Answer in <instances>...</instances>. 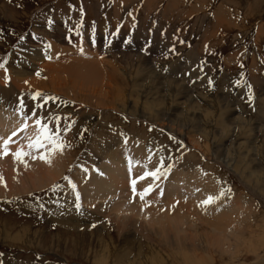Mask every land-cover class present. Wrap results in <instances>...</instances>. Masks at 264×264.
Wrapping results in <instances>:
<instances>
[{
  "label": "rangeland",
  "instance_id": "rangeland-1",
  "mask_svg": "<svg viewBox=\"0 0 264 264\" xmlns=\"http://www.w3.org/2000/svg\"><path fill=\"white\" fill-rule=\"evenodd\" d=\"M54 51L57 53L53 54ZM75 58L110 64L96 67L108 70L114 78L115 82L110 81V86L115 89L110 95L115 92V102L108 99L109 104L104 105L106 99L96 101L88 90L79 88L82 91L76 92L68 83L66 89L38 90L26 81L31 78L45 80L46 77L41 76L45 63L61 66L72 64ZM0 65H3L0 67V127L7 126L0 133L16 127L12 122L18 120L17 135L8 151L14 153L17 148L30 151L23 162L14 160L11 154L0 158L8 156L11 161L8 163L20 171L23 167L24 170L34 167L36 171L44 168L51 155L60 157L58 160L63 166L60 176L51 184L0 198V264H127L131 260H137L138 264L143 256L134 258L135 250L139 249V254L144 255L149 245L160 249L164 261L161 264H264V0H0ZM112 65L114 69H111ZM132 66L136 70L143 66L144 72L134 73L130 69ZM25 72L32 77L28 76L30 78L24 82L19 78ZM119 73L130 75L131 79L123 81ZM35 93L40 96L32 101L30 97ZM249 93L253 97L251 101ZM21 100L28 119L26 129L18 131L25 124L23 115L15 111ZM36 104L42 107L36 109ZM34 111L44 122L50 121V129L58 126L59 139L67 144L60 154L56 151L48 156L47 162L39 159V155L47 153L50 145L37 151L27 148L28 140L36 135ZM47 115L61 117L59 125ZM66 124L70 127L64 131ZM97 141L99 143L94 144ZM90 144L104 147L106 160L124 158L126 154L135 155L145 163L152 160L155 164L152 172H157L155 183H150L152 187L145 193L149 184L142 180L151 179L152 176L144 175L151 170H143L144 178L140 180L142 175L131 180L133 170H130L126 173L130 177L125 183L122 181L124 186L121 188L120 173L113 181L115 178L112 180L107 175V164L102 161L104 156L97 158L90 154L94 148ZM64 154L71 158H64ZM33 156L37 158L33 159ZM63 158L68 160L65 162ZM199 170L210 176V180L215 179L217 184L216 199L206 206L201 203L207 198L205 195L193 200L196 198L193 186L185 194H179L170 179L174 172H192L200 176ZM104 179L113 183L111 189L118 187L123 191H117L115 196L111 189L110 194L103 187L93 197L83 196L85 193L93 195L87 187L91 183L99 185ZM67 185L71 186L69 191L65 190ZM141 193H145L143 199ZM184 195L189 196L188 202L186 197H180ZM169 197H173L176 205L180 200L177 205L180 208L173 204L177 209L173 212L168 209L169 215L172 213L174 220L180 221L179 225L175 222L178 226L173 232L183 230V234L205 238L208 232L214 234L216 227L215 231L229 242L232 253L224 254L206 244L197 248L189 241L175 243L169 249L159 235L147 230L150 223L145 221L146 225L144 220L148 218L139 212L127 215L132 216L129 220L134 224L117 232V221L113 225L111 220L115 217L113 204L136 202L141 206L140 213L160 214L159 217L164 218L162 222L168 224L171 220L165 218L163 212L170 207L165 200ZM190 198L200 203L203 211L192 208ZM51 202L59 206L57 211L64 208L72 211L70 221H66L68 216L64 213V217L60 216L61 223L57 222V214L53 218L49 212ZM100 205L105 214L99 212L104 210L98 209ZM184 205L187 207L183 208ZM208 209L213 210L215 216ZM233 209L237 211L236 215ZM195 211L202 213L200 217ZM221 212L235 215H231V222L225 219L229 225L220 226L215 220L220 218ZM176 213L182 216L177 217ZM208 215L210 218L206 217ZM182 220L186 221L182 223ZM204 221L206 224L202 223ZM118 224H121L119 220ZM170 224L165 229H171ZM249 226L252 227L248 229ZM160 227L154 225L152 229ZM1 231L14 241L3 240ZM125 233L129 235L127 244ZM245 239H256L255 251L250 252L239 242ZM64 241L68 242L66 246L62 245ZM74 242L78 247H74ZM79 246L83 253L79 252ZM104 247L111 252L106 261H101ZM124 248L129 255L126 253L128 256L122 259L125 255L119 253L121 257L116 256L115 260V252ZM192 254L196 260L187 257ZM181 256H186L184 262Z\"/></svg>",
  "mask_w": 264,
  "mask_h": 264
},
{
  "label": "bare ground",
  "instance_id": "bare-ground-1",
  "mask_svg": "<svg viewBox=\"0 0 264 264\" xmlns=\"http://www.w3.org/2000/svg\"><path fill=\"white\" fill-rule=\"evenodd\" d=\"M116 12H117V10L115 11V13L114 14H116ZM56 54L57 53V51H54L53 52V54ZM118 56V55H117ZM108 57V56H107ZM76 60L74 61V62H72V64H69V63H66V65H61V66H58V65H53V64H43V68H42V70L44 71L42 74H41V76H44V77H46L45 78V80H40V79H38V80H32V78H31V80L30 79H28V78H30V77H32L31 76V74H29V73H24V74H22L21 75V77L19 78V79H23V81H24V79H28V80H26V81H30L29 82V85L31 84V86L33 85V88H36V89H38V90H42V89H49V88H53V87H56V88H58V89H60V88H63V89H66L69 85V87H71L72 89H75L76 90V92H79V91H82V89H84V90H88L89 91V95L91 96V97H95V98H97L96 99V101L98 100V99H100V100H102V99H106L105 100V102H104V105L106 104H109V102L107 101L108 99H110L111 101H112V103L113 102H115L114 101V99L115 98H113V96H115V92L114 93H112V95H110V93L111 92H113V90L115 89V88H113L112 86H110V81H113V82H115V80H114V78L113 77H111V75L110 74H108L109 73V71L108 70H106V69H104L103 68V70L104 71H106L107 73L105 74V72L104 71H102L101 69L102 68H98V67H96V65L97 66H102L103 64H102V62H98L97 61V63L95 62V61H91V62H84L82 59L79 61L78 60V58H75ZM141 59V58H140ZM96 60V59H95ZM68 61V60H67ZM83 61V62H82ZM107 61H105V62H103L104 63V65H105V63H106ZM110 62V61H109ZM139 62V61H138ZM110 63H112V62H110ZM140 63V62H139ZM138 63V64H139ZM143 63V62H142ZM108 64V63H107ZM232 64V63H231ZM103 65V66H104ZM110 65V64H109ZM108 65V66H109ZM105 66H107V65H105ZM107 66V67H108ZM127 66V65H126ZM131 66V65H130ZM143 66H145L144 64H143ZM137 67V70L135 69V68H133V66L132 67H130V69H131V71H132V69L134 70V73L136 72V71H143V69H144V67ZM111 67V66H110ZM109 67V68H110ZM129 67V66H128ZM147 67V66H146ZM57 68H59V69H57ZM72 68H74V69H72ZM115 67H113V65H112V68L111 69H114ZM129 69V68H128ZM127 69V70H128ZM61 71H62V73H61ZM115 71V70H114ZM130 71V70H129ZM144 72V71H143ZM60 73L63 75V76H61V78H60ZM129 73V72H128ZM152 73V72H151ZM113 74V73H112ZM121 74V75H120ZM138 74V73H137ZM141 74V73H140ZM146 74H148V73H146ZM119 75H120V77H122V80L123 81H125L124 79H131L130 78V75L129 76H127V75H125V74H123V73H119ZM136 75V74H135ZM139 75V74H138ZM151 75V74H150ZM28 76H30V77H28ZM142 76V75H141ZM44 77H43V79H44ZM67 77V78H66ZM103 77H105V78H103ZM136 77V76H135ZM138 77V76H137ZM136 77V78H137ZM207 77V76H206ZM80 78V79H79ZM9 79L11 80V78L9 77ZM75 79H77V80H75ZM80 81H79V80ZM87 80L88 82H84L85 80ZM117 79V78H116ZM127 79H126V81H127ZM15 80V79H14ZM84 80V81H83ZM91 80H93L94 82H92ZM133 80H134V78H133ZM143 80H145V79H143ZM17 80H15V82H16ZM20 81H22V80H20ZM83 81V82H82ZM13 82V80H11V83ZM25 82V81H24ZM116 82H117V80H116ZM68 83V86L66 87V84ZM91 83V85H90V87H88V88H85L86 86H88L89 84ZM3 85V84H2ZM15 85V84H14ZM114 85V84H113ZM121 85V84H120ZM11 86V85H10ZM17 86V85H16ZM174 87V86H173ZM79 88H82V89H79ZM178 88V87H177ZM147 89V88H146ZM150 90V89H149ZM161 90V89H160ZM177 90V89H176ZM35 91V90H34ZM60 92H61V90H59ZM72 91V90H71ZM152 91V90H151ZM2 92H4V91H2ZM6 92V91H5ZM149 92V91H148ZM155 92V91H154ZM179 92V91H178ZM57 93H59L58 91H57ZM145 93V92H144ZM182 93V92H181ZM80 96V95H79ZM9 97V96H8ZM24 97V96H23ZM116 97V96H115ZM102 98V99H101ZM117 99V98H116ZM173 99V98H172ZM109 100V101H110ZM2 101V100H1ZM8 101H10L9 99H8ZM99 101V100H98ZM102 101H104V100H102ZM110 101V102H111ZM156 101V100H155ZM154 101V102H155ZM159 102V101H158ZM157 102V103H158ZM111 103V104H112ZM188 103V102H187ZM222 103V102H221ZM63 104V103H62ZM96 104H98L99 105V103L97 102ZM224 104V103H223ZM94 105V104H93ZM100 105L101 106H104L103 104H101L100 103ZM99 105V106H100ZM63 106V105H62ZM172 108V107H171ZM192 108V107H191ZM174 109V108H173ZM207 109V108H206ZM158 114V113H157ZM208 114V113H207ZM198 115V114H197ZM214 115V114H213ZM48 116V115H47ZM50 116V115H49ZM48 116V117H49ZM188 116V115H187ZM204 116V115H203ZM208 116V115H207ZM211 116V115H210ZM11 117V116H10ZM51 117V116H50ZM49 117V118H50ZM213 117V116H212ZM170 118V117H169ZM195 118V117H194ZM237 118V117H236ZM236 118H234L235 120V122H236ZM1 119V118H0ZM5 119H7V118H5ZM9 119V118H8ZM206 119V118H205ZM225 119V118H224ZM43 120V119H42ZM2 121V120H1ZM47 121V120H46ZM203 121V120H202ZM206 121V120H205ZM229 121V120H228ZM17 122H18V120H17ZM17 122L16 121H13L12 123H14V125H12V126H16V127H13L12 129H10L9 131H7V132H2V133H0V142H2L4 139H7L9 136H11V134L13 133V132H16L17 131V128L19 127V126H17ZM48 122L49 123H47V124H50V121L48 120ZM53 122V121H52ZM215 122V121H214ZM222 122V121H221ZM230 122V121H229ZM238 122V121H237ZM228 123V122H227ZM215 124H216V122H215ZM236 124V123H235ZM56 125V124H55ZM50 126V125H49ZM218 126V125H217ZM58 127V126H57ZM56 127V128H57ZM228 127V126H227ZM10 128V127H9ZM6 130L7 129V126H5V124H4V126L3 125H1V127H0V130ZM241 129H242V127H241ZM255 129V128H254ZM253 129V130H254ZM240 132V131H239ZM29 133V132H28ZM31 134V133H30ZM33 134V133H32ZM16 135H17V133H16ZM34 135V134H33ZM121 135V134H120ZM132 136V135H131ZM16 136H13L12 137V142L14 141V139L13 138H15ZM29 137V136H28ZM25 138H27L26 136H25ZM32 138V137H31ZM121 138V137H120ZM119 138V139H120ZM216 138V137H215ZM29 139V138H28ZM27 139V140H28ZM102 139V138H101ZM113 139V138H112ZM126 139V138H125ZM25 140V139H24ZM23 140V141H24ZM72 140V139H71ZM21 141V140H20ZM29 141V140H28ZM104 141H107V140H104ZM123 141V140H122ZM11 142V143H12ZM63 142H65V141H63ZM62 142V143H63ZM68 142V141H67ZM71 142V141H70ZM69 142V143H70ZM102 142V141H101ZM11 143L9 144V148H10V146H11ZM76 143V142H75ZM94 143V142H93ZM96 143H99L98 141L97 142H95L94 144H96ZM111 143H112V141H111ZM26 144V143H25ZM66 144V143H65ZM64 144V145H65ZM71 144V143H70ZM104 144V143H103ZM12 145H14V144H12ZM92 145V146H91ZM100 145H101V143H100ZM108 145V144H107ZM107 145H105V147L106 148H108V146ZM15 146H16V143H15ZM21 146V145H20ZM99 146V145H98ZM98 146L97 147H95V146H93V144H90V147L92 148V147H94L93 149H92V153H90V154H92V155H94V156H97V158H98V156H104V158H103V160L102 161H104L105 162V164H107V168H106V171H107V175L108 176H110L111 178H112V180H113V178H115V180H113V181H116L119 177H118V175H119V173H120V179H121V185H122V181H124V183H125V181H127L128 179H129V177H130V175L129 176H127L126 175V173H130L131 171L130 170H133V172H132V175H131V177H132V179L131 180H134L135 179V177L137 176V175H139V177L142 175V174H144V171L143 170H147V168H148V171L149 170H151V172L153 171V169H155V164H154V162L152 161V160H148L149 162H146L145 163V161H143L142 159H140V158H136L135 157V155H132V154H126L125 156H124V158L122 157V158H120V159H115V160H113L112 158H107V160L105 159L106 158V155H105V153H106V150H104V147L103 148H100V147H102V146H100L99 148H98ZM104 146V145H103ZM234 146V145H233ZM18 147V146H17ZM66 147H67V144H66ZM87 147H88V145H87ZM25 148V147H24ZM97 148V149H96ZM113 149V148H112ZM128 151L130 152V153H132V150H131V148L130 147H128ZM247 149V148H246ZM64 150V149H63ZM63 150H62V152H63ZM76 150H78L77 148H76ZM87 150V149H86ZM26 151H27V149H26ZM37 151V150H36ZM88 152H89V150H87ZM91 151V150H90ZM127 151V152H128ZM27 152H30V151H27ZM58 152V151H57ZM87 152V153H88ZM109 152V151H108ZM36 153V152H35ZM43 153V152H42ZM86 153V154H87ZM242 153V152H241ZM39 154V153H38ZM54 154V153H53ZM57 154H60V151L57 153ZM61 155H62V153H61ZM60 155V156H61ZM67 155V154H66ZM12 156V155H11ZM59 155H57V157H58ZM70 156V155H69ZM88 156V155H87ZM117 156V155H116ZM141 156V155H140ZM8 157V156H7ZM7 157H5V158H0V180H2V182H0V198L1 197H11L12 195H19V194H21V192L22 191H24V192H31L30 190H31V188H33L34 190H35V188L36 189H40V188H42V187H44V186H46V185H49V183L50 182H52L54 179H56V177H58V176H60L59 175V173H60V168H62L63 169V166L61 167V161L60 160H58V159H60V157H58V159L57 158H55V155L54 156H52L51 155V159H50V161H49V164H46L45 166H44V168H40V169H38V171H36V170H34V167H33V170H32V168L30 169V167H27V168H25V170H24V167L22 168V170L20 171V170H18L17 169V167H13V166H11V164L10 163H8V162H11L10 160H9V158H7ZM68 156H65V154H64V158H67ZM125 157H127V158H130L131 160H128V161H126V159H125ZM63 158V159H64ZM68 158H71V156L70 157H68ZM95 158V157H94ZM94 158H92V159H94ZM97 158H95V159H97ZM161 157H159V159H160ZM62 159V158H61ZM102 159V158H101ZM105 159V160H104ZM33 160V159H32ZM65 160V162H66V160H68V159H64ZM121 161V162H120ZM63 162V161H62ZM142 162H144V164L142 163ZM183 162V161H182ZM252 162V161H251ZM29 163V162H28ZM46 163V162H45ZM120 163H122V165L123 166H125V167H122L121 165H120ZM10 164V165H9ZM26 164V163H25ZM38 164V163H37ZM69 164V163H68ZM92 164L94 165V163L92 162ZM191 164V163H190ZM189 164V165H190ZM23 165V164H22ZM63 165H64V163H63ZM103 165H104V163H103ZM133 166V168L132 169H129V168H127V166ZM20 166V165H19ZM28 166H31L30 164H28ZM38 166H40V165H38ZM65 166H67L66 164H65ZM114 166V167H113ZM143 166V167H142ZM147 166V167H146ZM186 166V165H185ZM20 167H22V166H20ZM43 167V166H42ZM189 167V166H188ZM20 169V168H19ZM36 169V168H35ZM141 169H142V171H141ZM196 169V168H195ZM98 170V169H97ZM96 170V171H97ZM103 170V169H102ZM22 171H24L25 173L23 174L22 173ZM128 171H130V172H128ZM155 171V170H154ZM105 172V171H104ZM121 172L123 173V174H121ZM156 172V171H155ZM198 172H200V170L198 171ZM203 172V171H202ZM202 172H200L201 173V175L200 176H198L197 174H194V173H192V172H188V173H186V172H178V174L177 173H175L174 172V174L173 175H171L170 176V179H172L173 181H171L172 182V185L173 186H175L176 187V189H175V191H179L178 193L180 194H185V192L188 190V188H190L191 186H193L194 188H195V193H196V195H195V197L196 198H193V200H198L199 199V196L202 194V196L203 195H205V197H209V196H213L214 197V194L216 193V191H218L217 190V184H215L216 182H215V179H213V177H211L213 180H210L209 179V177L210 176H205V174L204 173H202ZM90 173V172H89ZM89 173H88V175H89ZM103 174V173H102ZM179 174H180V177H179ZM93 175H95V174H93ZM106 175V176H107ZM72 176H74L75 177V175L73 174ZM96 176V175H95ZM143 176V175H142ZM77 177V176H76ZM75 177V178H76ZM79 177V176H78ZM91 177V176H90ZM81 178H82V176H81ZM93 178V177H92ZM84 179V178H83ZM96 179V178H95ZM71 180H73L74 181V178L73 179H71ZM138 180H140V178L138 179ZM106 181L108 182L107 184H106ZM105 181V179L104 180H102L100 183H99V185L96 183V184H94V186H97V187H94L93 186V184L91 183L90 185H89V187H87V191H89L90 193H92L93 195H91V194H84L83 196L85 197V196H88V197H93V196H95V195H97V193H98V191H100V190H102V188L104 187V188H106L107 189V192L109 193L110 192V189H111V187H112V185H113V183L111 184L110 183V181H108V180H106ZM143 181V183H148L149 184V187L151 188L152 187V185L150 186V183H152L153 181H155V179H153V177H151V179L150 180H142ZM258 181V180H257ZM120 182H119V184H118V186L120 185ZM131 182H133V181H131ZM128 183V182H127ZM153 183H155V182H153ZM179 183V184H178ZM51 184V183H50ZM67 184H69V182L67 183ZM130 184H132V183H130ZM101 185V186H100ZM145 185V184H144ZM114 186V185H113ZM123 186L124 185H122V186H120L121 188H123ZM70 185H67L66 187H65V190H67V191H69V189H70ZM128 187V186H127ZM148 187V188H149ZM196 187H198V188H196ZM91 188H93V190L91 189ZM126 188V187H125ZM129 188V187H128ZM192 188V187H191ZM208 188V191L206 190ZM32 189V190H33ZM118 187H114V189H111V191H112V194H114L115 196L117 195V191H120V192H122L123 190H121V189H119ZM197 189V190H196ZM212 190V191H211ZM104 191V190H103ZM189 191V190H188ZM193 191V190H192ZM198 191H199V193H198ZM104 193V192H103ZM190 193H192V192H190ZM110 194H111V192H110ZM194 194V193H193ZM71 195V194H70ZM188 195H189V192H188ZM172 196V195H171ZM177 196H179V195H177ZM126 197V196H125ZM180 197H186V195H184V196H180ZM189 197V196H188ZM188 197H186L187 198V202H188ZM192 197H193V195H192ZM96 198V197H95ZM98 198V197H97ZM172 198L173 197H169V198H167V199H165L166 201H167V204L170 206L169 208H167L164 212H163V216H166L165 218H168V219H170L171 221H169L168 220V224L171 222V224H170V226H171V229L170 228H167V229H165V226L166 225H168L167 224V222H162V221H164V220H161V219H164V218H161V217H159L160 216V214L159 215H157V216H155L154 214L152 215L151 214V216L149 215V214H145L144 213V211H143V213H140L142 210H141V206H140V204H138V203H136V202H134L132 205H126V203H124V202H118V203H116V204H113V212H112V214H114L115 215V217L113 216V217H111V220H112V223H113V225H115L114 223L117 221V224H116V230H117V232L118 233H121V231H123V228L125 227V226H127V225H129V226H131L132 224H134L133 223V221L132 220H129V219H131V217L132 216H127V215H130V213H132L133 212V214H134V212L136 213V212H139V214L142 216L143 215V217H145V218H148L147 220H144V222L145 221H147L148 223H150V224H152L151 226H150V224H149V226H148V228L149 229H147V230H150V231H152V233L154 232V233H156L157 235H159V237L161 238V241H162V243L163 244H165V245H167L168 247H169V249L170 248H173V244H175V243H178V242H182L183 244H184V242H187V241H189V242H191V243H195L196 244V246H197V248H201L202 246H204L205 244H206V246H209L210 248L212 247V249L213 248H216L218 251H220V252H222V253H224V254H230V253H232V250H229L230 248H232V247H230L229 245V242L227 243V242H225L224 241V239L222 238V236H220L219 235V233H217L218 231H215L216 230V227H215V229H214V227H213V229H214V234H208L207 233V235H205V238H202V237H200V236H189V235H186V234H183V230L180 232V233H178V232H173L172 230H174L175 229V226H178L180 223V221L179 222H177V221H175L174 220V218L172 217V213H170L171 215H169V210H171L172 212L174 211V208H176L175 206H177L178 204H179V202H180V200H179V202H178V204L176 205L175 203H177L176 201H172ZM182 198V199H183ZM175 199V198H174ZM185 199V198H184ZM203 199V198H202ZM59 200V199H58ZM95 200H98V199H95ZM94 200V201H95ZM99 200H101V198H99ZM103 200V199H102ZM177 200V199H176ZM190 200V202H191V207L192 208H194V209H198V211L200 212V211H203V210H201L202 208L200 207V203L199 204H197V203H195L193 200H192V198H190L189 199ZM69 201V200H68ZM115 201V200H114ZM56 202V201H55ZM189 202V203H190ZM58 203V202H57ZM124 203V204H123ZM194 203H195V205H194ZM173 204H175V206L173 205ZM182 204H184V203H182ZM215 204V203H214ZM58 205V204H57ZM61 205V204H60ZM180 205V204H179ZM215 205H218L217 203L215 204ZM48 206H49V209H50V214H51V216L53 217V218H56V216H58L57 218H58V220H57V222H59V223H61V219H60V216H62V217H64L63 215H64V213H66V215L68 216L67 217V219H66V221H70V217H69V214L72 212V211H70L69 209H67V208H64V209H62L61 211H57L58 209H60L59 208V206L58 207H56V205L54 204V202L52 203H49L48 204ZM65 206V205H64ZM73 206V205H72ZM194 206V207H193ZM206 206V205H205ZM205 206H202L203 207V209H204V207ZM99 208L98 209H104V207H102L101 205L100 206H98ZM178 207V206H177ZM186 208L187 207V205H184L183 206V208ZM70 208H71V206H70ZM157 208H159V207H156V209ZM178 208H180V207H178ZM235 208H236V206H235ZM102 209V210H103ZM155 209V210H156ZM169 209V210H168ZM177 209V208H176ZM206 209V208H205ZM227 209V208H226ZM238 209H240V208H238ZM75 210V209H74ZM137 210V211H136ZM150 210V209H149ZM149 210H147V211H149ZM208 210H210L211 211V209H208ZM208 210H205V211H207L208 212ZM161 211H163V210H161ZM179 211V210H178ZM196 212V215L197 216H199V215H201L202 213H200L199 214V212ZM213 211V210H212ZM211 211V212H212ZM214 211H216V208L214 209ZM213 211V213H214V216H215V212ZM232 211V210H231ZM230 211V212H231ZM236 211V210H235ZM99 212H102V214H105V209L103 210V211H99ZM184 210H183V214H184ZM188 212V211H187ZM210 212V213H211ZM233 212H234V209H233ZM68 213V214H67ZM77 213H80V212H78V210H77ZM84 212H82V214H83ZM189 213V212H188ZM187 213V214H188ZM191 213V212H190ZM193 213V212H192ZM222 214H220V216H218V217H220L219 219L217 218V216H216V218L217 219H215L219 224H220V226H223L224 224H226L227 222H226V218H227V220H229L230 222H231V215L233 214H231V215H228L227 213H225V212H221ZM235 213V215H236V213H237V211L236 212H234ZM55 214H57L56 216H54ZM86 214V213H85ZM132 214V215H133ZM139 214H138V216L137 217H139ZM177 214V213H176ZM84 215V214H83ZM169 215V216H168ZM194 215V214H193ZM192 215V216H193ZM216 215H217V212H216ZM219 215V214H218ZM234 215V214H233ZM232 215V216H233ZM234 215V216H235ZM117 216V217H116ZM119 216V217H118ZM135 216V215H134ZM161 216H162V214H161ZM162 216V217H163ZM174 216H175V212H174ZM178 216H182L180 213H179V215L177 214V217ZM186 216V215H185ZM188 216H191L190 214L188 215ZM210 216L211 215H208V216H206L207 218H210ZM226 216V217H225ZM110 217V216H109ZM200 217V216H199ZM116 218H118V220H119V223H121V224H118V220L116 219ZM126 218H128V219H126ZM135 218H136V216H135ZM181 218V217H180ZM190 218V217H189ZM182 219V218H181ZM183 219H185L184 217H183ZM188 219V218H187ZM186 219V220H187ZM203 219V218H202ZM201 219V220H202ZM214 219V218H213ZM137 220V219H136ZM156 220V221H155ZM158 220H161V222H157ZM186 220H184V221H186ZM193 220V219H192ZM212 220V219H211ZM166 221V220H165ZM183 221V220H182ZM181 221V222H182ZM184 221L182 222V223H184ZM197 221H199V219L197 220ZM196 221V222H197ZM207 221H209V220H207ZM136 222V221H135ZM178 224H176V223ZM194 222V221H193ZM137 223V222H136ZM146 223V222H145ZM144 223V224H145ZM175 223V224H174ZM187 223V222H186ZM203 224L205 223V221L204 222H202ZM216 223V222H215ZM229 223V222H228ZM227 223V224H228ZM140 224V226L142 227V224L143 223H139ZM195 224V223H194ZM206 224V223H205ZM230 224V223H229ZM228 224V225H229ZM146 225H148L147 223H146ZM154 225H161V227L160 228H158V229H156V230H153L152 229V226H154ZM196 225V224H195ZM209 225V224H208ZM225 226V225H224ZM164 227V228H163ZM185 227V226H184ZM196 227V226H195ZM209 227H212V226H210L209 225ZM227 227V226H226ZM250 227H252V226H249L248 227V229H250ZM126 229H127V227H126ZM128 229H129V227H128ZM144 229H146V226H145V228ZM204 229H205V227H204ZM241 229H242V227H241ZM2 230V229H1ZM196 230H198V229H196ZM3 231V230H2ZM1 231V232H2ZM142 231V230H141ZM255 231V230H254ZM186 232V231H185ZM3 234H2V239L3 240H7V241H14V239H11V238H9V236H6V234H5V232H2ZM142 233V232H141ZM189 233V232H188ZM195 233V232H194ZM229 233H230V231H229ZM239 233H240V231H239ZM242 233V232H241ZM253 233V232H252ZM262 233H264V232H262ZM126 234V233H125ZM199 234H200V232H199ZM255 234H256V231H255ZM255 234H252L253 236L255 235ZM127 235V234H126ZM125 235V236H126ZM155 235V234H154ZM258 235V234H257ZM128 236L129 235H127L126 236V240H125V243L127 244L128 242H127V238H128ZM227 236V235H226ZM260 236V235H259ZM86 237V236H85ZM204 237V236H203ZM255 237H256V235H255ZM254 237V238H255ZM124 238V237H123ZM194 238H196V240L194 239ZM228 238V237H227ZM227 238H225L226 239V241L228 240ZM41 237H40V240H39V242L41 241ZM240 239V238H239ZM256 239H259L258 237H256ZM256 239H254V240H251V239H245V240H241V241H239V242H241L242 244H243V246H246V248L250 251V252H253V251H255L254 249H255V241H256ZM235 241H238V239H234ZM56 243L58 244L59 243V241H60V238L57 240L56 239ZM109 241V240H108ZM151 241V240H150ZM184 241V242H183ZM258 241V240H257ZM100 242H102V241H100ZM134 242V241H133ZM152 242V241H151ZM37 243V242H36ZM86 243H87V240H86ZM89 243V242H88ZM91 243V242H90ZM188 243V242H187ZM187 243H186V245H187ZM65 244V246H66V244H68V242L66 243L65 241L63 242V244L62 245H64ZM150 244V243H149ZM152 244V243H151ZM190 244V243H189ZM188 244V245H189ZM240 244V243H239ZM254 244V245H253ZM51 245V244H50ZM76 245H77V243H75L74 242V247H76ZM105 245V244H104ZM118 245V244H117ZM122 245V244H121ZM172 245V247H170ZM102 246V245H101ZM180 246V245H179ZM195 246V247H196ZM224 246H226L225 248H224ZM26 247H32V246H26ZM59 247V246H58ZM77 247H78V245H77ZM80 247V246H79ZM98 247L101 249V247L99 246V243H98ZM133 247H135L136 248V246L134 245ZM138 247V246H137ZM96 248H97V246H96ZM105 248V247H104ZM161 248V247H160ZM164 248V247H163ZM177 248V247H176ZM244 248V247H243ZM79 249V248H78ZM132 249H134V248H132ZM179 249H181V248H179ZM225 249V250H224ZM70 250H73V249H70ZM158 250V249H157ZM152 245H149V248H148V250L145 252V254L144 255H140L139 254V249H137V250H135V255L136 256H134V258L136 257L137 259H139V257L140 256H143V257H140V258H142V262L139 260L138 261V264H161V262L163 261V257H162V259H161V256H160V249L157 251ZM183 251V250H182ZM186 251V250H185ZM184 251V252H185ZM79 252L80 253H83V248H81L80 247V249H79ZM101 252H103V253H105V254H103L102 253V256H100L101 257V261L102 260H107V258H109V256H110V252L111 251H106V248H105V252L102 250ZM163 252V251H162ZM171 252V251H170ZM177 252V251H176ZM176 252H174L175 254H176ZM196 252V251H195ZM197 252H199V251H197ZM196 252V253H197ZM237 252V251H236ZM116 253V254H115ZM114 254V256H115V260L117 259L116 258V256H119V257H121L122 255H125L126 253H128V255H129V252H127V250H125V248H124V250H122V251H119V252H115ZM119 253H120V255H119ZM165 253V252H164ZM178 253V252H177ZM211 253V252H210ZM187 254V253H186ZM194 254V253H193ZM192 254V255H193ZM234 254V253H233ZM113 255V254H112ZM127 255V256H128ZM179 255H180V253H179ZM178 255V256H179ZM202 255V254H201ZM204 255V254H203ZM206 255V254H205ZM217 255V254H216ZM126 255L125 256H122V259L124 258V257H127ZM165 256H166V254H165ZM167 256H168V254H167ZM177 256V255H176ZM215 256V255H214ZM182 257V256H181ZM186 256H184V258H185ZM187 257H191V258H193V259H195L196 260V258H195V256L193 255V256H187ZM201 257V256H200ZM166 258V257H165ZM173 258V257H172ZM179 258V257H178ZM184 258L182 257V259H183V262H184ZM111 259H112V256H111ZM120 259V258H119ZM182 259L181 260H179V261H182ZM198 259V258H197ZM200 260V259H199ZM205 260V259H204ZM118 261V260H117ZM136 261V262H135ZM164 262V261H163ZM200 262V261H199ZM13 263V262H12ZM11 263V264H12ZM113 263V262H112ZM185 263H188V262H184V264ZM205 263V262H204ZM203 263V264H204ZM4 264V263H3ZM10 264V263H9ZM100 264H102V263H100ZM104 264V263H103ZM106 264V263H105ZM108 264H110V263H108ZM113 264H115V263H113ZM127 264H137V260H131L129 263H127ZM163 264V263H162ZM183 264V263H182Z\"/></svg>",
  "mask_w": 264,
  "mask_h": 264
},
{
  "label": "snow or ice",
  "instance_id": "snow-or-ice-1",
  "mask_svg": "<svg viewBox=\"0 0 264 264\" xmlns=\"http://www.w3.org/2000/svg\"><path fill=\"white\" fill-rule=\"evenodd\" d=\"M49 24H51V21H49ZM0 67H3V65H0ZM40 96L39 93H35L33 94L30 98L32 101H36L37 98ZM249 101H251L253 99L251 93H249L248 96ZM45 102H47L45 100ZM42 107L40 104H36L35 108L38 109ZM23 108H24V102L21 100L17 103L15 111H17L18 113H21L25 119V124L21 125V128L18 129V131H23L24 129H26L27 127V113L23 112ZM34 114V124L36 127V135L34 138H30L27 144V148L29 150H37V149H41V148H45L47 146H51L48 149L47 153H42L39 155V159L41 160H45L47 162V157L50 156L52 153L56 152V151H62L63 148L65 147V145L61 142V140L59 139V131L60 129L57 127L56 129H50L48 124L46 122H44L42 120V118L39 117L38 114L35 113V111L33 112ZM50 119H53L55 121V123L57 125H59L61 117L59 116H52L50 117ZM70 126L69 125H65L64 126V131H67L68 128ZM16 136V132H13L11 134V136H9L7 139H4L2 142H0V157L5 156V155H12V158L14 160H19L20 162H23V158L27 155L30 154V152H25L24 150H22L21 148H17V150L14 153H9L8 151V146L9 144L12 142V137ZM33 159H36V156L32 157ZM171 166H169L170 168ZM145 176H152L153 179L157 178V172H146L144 174ZM144 177H140V179H143ZM0 182H2V180H0ZM133 184H135V181H133ZM150 190V187L148 189H145V193L147 191ZM145 193H141V199H143V196ZM79 199V197H77V200ZM216 199V197L213 196H209L207 197L205 200H203L201 203L204 205H208L211 202H213V200ZM77 208H79V203H77Z\"/></svg>",
  "mask_w": 264,
  "mask_h": 264
}]
</instances>
